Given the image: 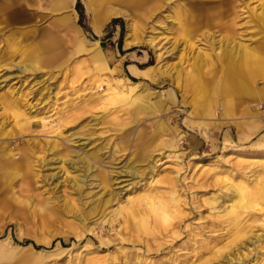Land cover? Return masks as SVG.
Instances as JSON below:
<instances>
[{
  "label": "rangeland",
  "instance_id": "rangeland-1",
  "mask_svg": "<svg viewBox=\"0 0 264 264\" xmlns=\"http://www.w3.org/2000/svg\"><path fill=\"white\" fill-rule=\"evenodd\" d=\"M78 1L80 49L53 0H0L65 62L18 34L44 72L0 65V264H264V0L106 3L134 46Z\"/></svg>",
  "mask_w": 264,
  "mask_h": 264
},
{
  "label": "crops",
  "instance_id": "crops-1",
  "mask_svg": "<svg viewBox=\"0 0 264 264\" xmlns=\"http://www.w3.org/2000/svg\"><path fill=\"white\" fill-rule=\"evenodd\" d=\"M73 4H74V0H53V7L58 12L63 13L62 17L58 18L57 24H60L63 26L64 29L65 28L67 29L69 37L73 39L75 43L77 42L79 44L77 46L80 49L82 47V41H81L82 34H81L79 27L76 25V11L74 10ZM67 5L69 7L68 9H66ZM27 7L28 5L26 4L23 5V3L21 4V9H22L23 14H25L26 12L29 14H32L26 10ZM31 7L32 6H30L29 8ZM10 9H11V6L9 3L5 4V6H3V4L0 3V38H2L3 41H5L3 50L1 51V54H0V65L9 66V65L16 64V67L19 69H24V66H25L27 67V69H33V71L37 73L44 72L42 65L45 63V58L39 55H35V54L26 55L27 52L24 49H22V47L18 44V42L14 41L16 38L15 35L19 34V35H22L23 37L32 36L34 40L38 39L39 41L38 51L39 52L41 51L40 53L44 51L48 60L50 62H56L58 64V67L63 66L65 62H62L60 59L62 57V54L60 53L61 45H59L56 42L58 41V39L55 38L56 36L49 37L46 34H43V32H39L38 30L40 29V27H38V25L27 27L23 30H17V31L12 30L4 34H1L2 31L11 29V26L13 24L12 23L13 20L10 15V11H11ZM68 16H71L73 19L74 28L78 32L77 36L73 34V30L67 23L66 19L68 18ZM22 18H21L22 24H26L25 20H23ZM100 57H101V54L99 58H96V57L95 58L99 61ZM133 67H136V66L134 65L129 66L128 67L129 71L134 77H137L138 75L132 72ZM0 95L2 96V98H6L7 94L6 92H1Z\"/></svg>",
  "mask_w": 264,
  "mask_h": 264
},
{
  "label": "bare ground",
  "instance_id": "bare-ground-1",
  "mask_svg": "<svg viewBox=\"0 0 264 264\" xmlns=\"http://www.w3.org/2000/svg\"><path fill=\"white\" fill-rule=\"evenodd\" d=\"M84 1H85L87 11L91 15V22H92V26H93L95 32H100L102 29V26L107 21H109L112 17L119 16V17L125 18V20L128 22L127 41H128L129 46L141 45L144 43L154 45L151 40H146L144 38V36L138 35V33L136 32V27L132 23V21H131L132 19H131L130 15L127 11L122 10V9H114V8L105 10L104 5L108 2H116V3H122L126 6H133L134 7V6H144L149 1H155V0H84ZM68 8L69 7L67 5L66 9H68ZM66 20H67L68 25L71 27V29L73 30V32L77 36L78 32L74 28L72 17L68 16V18ZM240 49L242 51L240 53L241 64H244L245 62H249V63L256 62L257 64H263V66H264V62L259 57L254 56L250 50H248L246 48H242V47H240ZM94 56L96 58H99L100 52L98 50H96L94 52ZM235 69L237 71L238 68H236V63L233 62V64L231 63V71H233ZM143 72H144V77L150 79L154 84L160 83L161 79L163 78V74H161V73L157 74L156 72H153L151 70H146ZM218 87H219V89H222V86H218ZM253 114L255 116L252 115V118H258L257 113H253Z\"/></svg>",
  "mask_w": 264,
  "mask_h": 264
},
{
  "label": "built area",
  "instance_id": "built-area-1",
  "mask_svg": "<svg viewBox=\"0 0 264 264\" xmlns=\"http://www.w3.org/2000/svg\"><path fill=\"white\" fill-rule=\"evenodd\" d=\"M256 109L264 115V100L256 104Z\"/></svg>",
  "mask_w": 264,
  "mask_h": 264
},
{
  "label": "trees",
  "instance_id": "trees-1",
  "mask_svg": "<svg viewBox=\"0 0 264 264\" xmlns=\"http://www.w3.org/2000/svg\"><path fill=\"white\" fill-rule=\"evenodd\" d=\"M78 7H82L80 0L78 1Z\"/></svg>",
  "mask_w": 264,
  "mask_h": 264
}]
</instances>
